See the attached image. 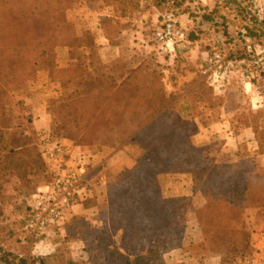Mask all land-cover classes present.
I'll list each match as a JSON object with an SVG mask.
<instances>
[{
	"label": "rangeland",
	"instance_id": "obj_1",
	"mask_svg": "<svg viewBox=\"0 0 264 264\" xmlns=\"http://www.w3.org/2000/svg\"><path fill=\"white\" fill-rule=\"evenodd\" d=\"M245 7L246 0L63 1L55 39L35 47V75L21 86H0V264L42 257H46L44 264L151 263L148 247L129 234L126 238L123 222L111 212L106 189H98L91 198L102 165L106 182L135 165L142 150L127 140L109 149L114 153L120 149L115 160L125 163L130 157L132 166L111 171L106 163L89 162L91 194L72 208L60 227L42 240L32 238L22 227L30 195L50 179V169L39 153L42 137L49 133L92 153L94 145L73 125L68 106L88 92L106 91L142 66L159 75L171 110L183 126L198 129L196 117H200L209 130L219 122L222 130L232 132L229 138L216 134L202 145V162L191 170L194 186H201L215 164L239 158L253 162L247 204L237 229L222 233L217 229L216 233L217 222L206 223L208 237L202 243L204 226L199 223L195 196H180L169 205V217L192 240L162 252L157 259L154 256L155 260L160 264H244L255 254L264 256V154L258 153L250 134L243 141L234 138L243 121L253 120L264 139V72L252 62V55L264 53V32L260 24L249 20ZM166 13L187 33L173 59L159 54L153 39ZM242 35L250 38L252 53L247 52ZM216 50L225 56L228 71L221 92L213 89L205 72L207 57ZM189 86L190 93L183 96ZM224 101L228 106L223 110L219 106ZM186 103L193 105L181 109ZM192 141L196 142L193 136Z\"/></svg>",
	"mask_w": 264,
	"mask_h": 264
},
{
	"label": "trees",
	"instance_id": "obj_2",
	"mask_svg": "<svg viewBox=\"0 0 264 264\" xmlns=\"http://www.w3.org/2000/svg\"><path fill=\"white\" fill-rule=\"evenodd\" d=\"M63 1L0 0V86L4 89L21 86L27 77L35 75L32 60L35 47L55 39L61 27ZM244 11L248 14L246 7ZM248 18L257 24L251 16ZM144 68L133 69L124 80L106 91L88 92L68 107H71L73 125L94 145L92 156L125 140L142 150L135 165L112 180L107 179L103 189H106L112 214L123 222L126 238L129 234L140 246L146 245L147 260L152 263L162 252L192 240L184 235L183 226L171 222L168 207L179 197L166 196L159 178L191 173L192 167L202 162L203 146L192 141L196 126H183L175 117L159 75ZM192 105L186 103L181 109L188 110ZM243 124L251 127L258 153L264 154V139L261 141L256 123L251 120ZM45 135L55 139L49 133ZM107 168L120 170L112 164H107ZM252 171V159L239 158L213 165L201 186L193 185L197 216L204 226L201 228L202 243L208 237L206 223L217 222L216 233L217 229H221V233L237 229L246 208ZM95 193L97 190L93 189L91 198ZM45 259H31L27 263L25 258H19L16 263L6 262L44 264ZM154 263L160 264L156 260Z\"/></svg>",
	"mask_w": 264,
	"mask_h": 264
},
{
	"label": "built area",
	"instance_id": "obj_3",
	"mask_svg": "<svg viewBox=\"0 0 264 264\" xmlns=\"http://www.w3.org/2000/svg\"><path fill=\"white\" fill-rule=\"evenodd\" d=\"M246 11L262 26L264 32V0H246ZM248 53H252L250 38L242 35ZM153 39L159 54L173 59L176 48L187 40L186 31L178 25L171 13L162 17L154 30ZM256 70L264 72V53L252 55ZM207 77L210 85L221 92L228 76L225 56L216 50L207 57ZM250 79L249 74H244ZM249 83V82H248ZM75 148H77L75 150ZM40 154L50 169V179L38 186L30 195L22 217V227L32 238L42 240L47 234L60 227L72 208L86 200L92 191L87 181L88 165L92 153L89 148L71 147L48 135L42 137ZM244 264H264V256L255 254Z\"/></svg>",
	"mask_w": 264,
	"mask_h": 264
},
{
	"label": "crops",
	"instance_id": "obj_4",
	"mask_svg": "<svg viewBox=\"0 0 264 264\" xmlns=\"http://www.w3.org/2000/svg\"><path fill=\"white\" fill-rule=\"evenodd\" d=\"M198 1L207 3V0H198ZM189 90H190V86L187 87V89L183 90L182 95L184 96L185 94H187ZM196 103H199L201 105L203 104L202 102H196ZM203 106L204 105H202V107ZM227 106H228V103L224 101L220 104L219 108L224 110L225 107L227 109ZM254 107L255 106H253V108ZM227 117H231L230 114L229 115L227 114ZM196 122L199 126L195 134L193 135V138L196 140L195 142L196 144H200V145L206 144L216 134L225 135L227 138H229V133H232V132H227L225 130H222L220 128L221 123L219 122L216 125L215 123H212V125H210L211 127L213 126L211 130H209V125L208 127H206L201 122L200 117H196ZM249 134L253 137V132H252L251 127H248L243 124L241 131L238 134H236L234 138H237L238 140L243 141L249 138ZM68 145L71 147V149L73 148V150H74V147L77 146V145L74 146L72 144H68ZM76 149L77 148H75V150ZM113 150L114 149L110 150L109 148L103 149L102 151H99L94 156H92L89 162H91L92 165H98L100 163L101 164H105V163L112 164L117 169H122L125 166L127 167L132 166L133 160L130 157H127V160L125 163L117 162L115 160V156L119 153L120 149H118V151L115 153ZM103 169H104L103 165L102 167L98 169L97 173H99V175L94 180L93 189H96V190L102 189V187L105 185L106 183L105 177L104 175H102ZM159 179H160L159 181L161 184V189L163 190V193L166 194V196H171V197L193 196V192H192L193 182H192L191 173H176V174L171 175L170 177H167V179L163 178L162 176ZM76 207L77 205H75V208Z\"/></svg>",
	"mask_w": 264,
	"mask_h": 264
}]
</instances>
